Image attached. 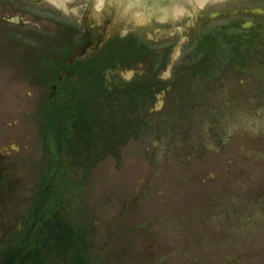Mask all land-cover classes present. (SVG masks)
Returning a JSON list of instances; mask_svg holds the SVG:
<instances>
[{
  "label": "rangeland",
  "instance_id": "1",
  "mask_svg": "<svg viewBox=\"0 0 264 264\" xmlns=\"http://www.w3.org/2000/svg\"><path fill=\"white\" fill-rule=\"evenodd\" d=\"M15 1L0 0V264H224L239 253L237 264H264V0L190 3L172 23L129 19L111 33L105 18L94 26L28 0L33 21ZM223 32L251 43L244 67L194 74L190 57L205 65L206 36ZM80 61L78 107L106 135L86 161L75 120L51 121L48 104L57 66ZM26 217L45 225L18 236ZM221 227L219 242L209 231ZM208 238L217 250L195 248Z\"/></svg>",
  "mask_w": 264,
  "mask_h": 264
},
{
  "label": "flooded vegetation",
  "instance_id": "2",
  "mask_svg": "<svg viewBox=\"0 0 264 264\" xmlns=\"http://www.w3.org/2000/svg\"><path fill=\"white\" fill-rule=\"evenodd\" d=\"M39 3H41V1ZM39 3L38 2H35L34 4H31L28 0H18V1H15V3H14L13 6H14V8H18L17 11L19 13L20 12H22V14L25 13L26 15L30 16L29 18L31 20L36 21L37 20V5ZM108 4H109V2L107 1L104 4V7H103L104 9L103 10H105V11L107 10ZM19 10H21V11H19ZM22 14H18V15H20L21 20L18 19L17 21H15V23H20L21 21H24V24H25V22L28 23L22 17ZM3 18H6V17L3 16ZM88 36H90L89 33L85 35V38H87ZM238 38H239V36H238ZM205 39H206V43L209 44V45L207 46V49L208 50H206L205 52H203L202 55L204 57L206 55L208 60H206L205 65H202L203 63H201V62H203L202 61L203 59L197 58L195 55L194 56H191L190 57L191 63H189V67L192 66V69L194 70L193 71L194 74L195 73L198 74L201 69L205 68L206 69V72H207L206 73V76H211L212 75V77H209V78H211L213 80H216V76H219L220 75V74H218V69L221 68V70H223V71L226 72L224 74V75H226L227 72L230 70L229 68L231 66H229V64H230L231 61H233L234 63H237V65H239L242 68L244 67V65H245L244 64V57H245L244 47H246L248 44H251V43L240 42L239 39H235L234 37L229 36L227 32H225V33L223 32V37H218V36H215V35H210V36H206ZM106 40H107L106 39V36H102L101 35V37L98 39V41L101 43V45L99 47H103V45L106 43ZM92 43H93V41H88L87 44L83 45L84 46L83 47L84 52L82 53V55L84 57L86 55H88L89 50H91V48L93 47ZM99 47L97 46V47L93 48L92 51H94V50L97 51V49H99ZM228 47L231 50V52H226V50L228 49ZM250 48H252V47H250ZM228 58H230V61H228ZM76 59H78V58H76ZM237 60H238V62H235ZM156 61H157V57L155 58V60L153 61V63L156 62ZM165 63H166V61L163 62V68L165 67ZM223 65L226 66L224 69H222L223 68ZM156 66H157L156 63L154 65H151V68H150V70L148 72V74L151 73V76L153 75V78L155 80H156V76L160 75L159 74V71L161 70L159 68H158L159 70L158 69H155ZM186 69L187 68L184 67V66H183V68H181V70H184V71ZM58 71L60 73V76L58 78V82H55L54 85H53V86L56 85V87H57V90L56 91L59 90V85L65 81L66 77L73 74V72L71 70H69V69H63V68H61ZM214 77H215V79H214ZM148 82H150V81H148ZM150 88H151V86L149 84L146 90H150ZM51 94L54 95V97L55 96H58V93L57 92H54V93H51ZM52 100L49 97V101L52 102ZM151 101H152V99L149 98V99L143 100L141 102H142V105L151 106ZM40 120H42L41 117H40ZM67 147H69V146H67ZM196 164H197V162H196ZM237 171L238 170L236 168L235 169H232V168H228L227 169V172L228 173H231V174L237 173ZM193 174L197 177L198 172H195ZM225 178H229V176L228 177H225ZM203 181L204 182H207L205 180H203ZM213 181H215V180H213ZM233 182H235V180H233ZM224 183L227 184V185H231L232 184V183H229V182H224ZM212 184H213V182H211L209 184V186L213 187ZM231 186L235 187L234 184L231 185ZM233 199L234 200H238L240 198L239 197H234ZM229 200H232V199L230 197H228V196L223 197V202L229 201ZM202 202H205V201H202ZM205 204L206 205H209V204H212V202L207 201ZM205 204H202V206L200 208H196L197 209V212H196L197 214H195V218L197 217V220L199 219V213H201L202 210H205L207 208L205 206ZM221 207H223V206H221ZM224 207L227 208L226 206H224ZM41 211H42L41 209H38V212L35 214V216L36 217L38 215L41 216V214H42ZM236 215L239 216L240 213L238 211H235L233 213H229V216L232 217V218L234 216H236ZM33 217H34V213H32V215H31V218H33ZM38 222H39V219L34 220L33 222L31 221V223H30V219L28 217H26L25 219H21L19 221V223H18V226L16 227V230H15L16 235L18 234V236H20L23 232H26L27 231V228L28 227H31V226L33 227V229H32V231H33L36 228V226L38 225ZM29 224H31V225L29 226ZM213 228H211V229H213ZM209 234L211 236H216L215 239H217L219 242L224 241V239L228 235V233L226 232V230L224 228H222V227L218 231H217V228L213 229L211 232L209 231ZM208 240H209V243L206 246H196L195 248L197 250H208V251L217 250L216 249L217 247H215L213 245L214 244V241L211 238H208ZM220 248L222 249V251L223 250H227V249H224L222 246ZM240 259H241V254L239 253V254H236L233 259H228V261H226L224 264H237ZM200 262L202 264L205 263V261H200Z\"/></svg>",
  "mask_w": 264,
  "mask_h": 264
},
{
  "label": "water",
  "instance_id": "3",
  "mask_svg": "<svg viewBox=\"0 0 264 264\" xmlns=\"http://www.w3.org/2000/svg\"><path fill=\"white\" fill-rule=\"evenodd\" d=\"M55 7L63 17L79 22L101 25L104 18L107 25L102 32L111 33L127 20L132 19L137 26L148 23L152 17L161 23H172L183 13L187 4L195 3L200 9L208 0H38ZM107 10H103L105 2ZM105 30V31H104ZM83 49L77 52L83 53ZM56 90V87H54Z\"/></svg>",
  "mask_w": 264,
  "mask_h": 264
},
{
  "label": "trees",
  "instance_id": "4",
  "mask_svg": "<svg viewBox=\"0 0 264 264\" xmlns=\"http://www.w3.org/2000/svg\"><path fill=\"white\" fill-rule=\"evenodd\" d=\"M74 65H75L74 67H70L66 65L65 63H60L59 66H57L55 73H53L52 80H53V83H55V82H58V76L60 75L58 71L59 68L69 69L73 72L72 75L67 76L65 81L59 85V93H58V96L54 98L53 104H51L48 101V104L52 105V112H53L52 115L49 117V119L51 118V121H52L54 117L56 116L60 118L61 120H63V122L67 120L66 123L68 124H70L71 120H75L76 125H78L77 127L74 125L75 132L80 135L78 142L81 148H78V151L83 153V155L85 156V161H86L87 160L86 157L90 156L92 152L100 151L99 148H100L101 142L102 140L106 139V135L103 134V131H101L100 133L97 132L96 129H97L98 124L96 123H98V121L89 122L88 121L89 118L82 112L83 108L82 110L80 109L81 104L78 107V101L76 100L80 96L81 88H78L77 84L73 85L72 81L74 79L76 80L77 76H80L83 70L86 73V69L84 67L82 68L83 63H81V61L78 63H75ZM99 85H101V88H102L101 81L100 83H98V86ZM61 94L66 95V99H65L66 101L59 99ZM53 105H54V108H53ZM71 146L72 144H69V147ZM74 146L76 145L74 144ZM53 163H55V160ZM55 167L56 166L54 164L53 169H55ZM44 220H45L44 218H40L39 220V224L41 227L45 225Z\"/></svg>",
  "mask_w": 264,
  "mask_h": 264
},
{
  "label": "bare ground",
  "instance_id": "5",
  "mask_svg": "<svg viewBox=\"0 0 264 264\" xmlns=\"http://www.w3.org/2000/svg\"><path fill=\"white\" fill-rule=\"evenodd\" d=\"M47 223V222H46ZM43 244V243H42ZM8 261V260H7Z\"/></svg>",
  "mask_w": 264,
  "mask_h": 264
}]
</instances>
